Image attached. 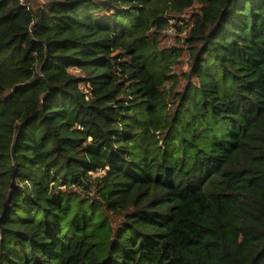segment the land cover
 I'll list each match as a JSON object with an SVG mask.
<instances>
[{"label":"trees","instance_id":"trees-1","mask_svg":"<svg viewBox=\"0 0 264 264\" xmlns=\"http://www.w3.org/2000/svg\"><path fill=\"white\" fill-rule=\"evenodd\" d=\"M0 264H264V0H0Z\"/></svg>","mask_w":264,"mask_h":264},{"label":"rangeland","instance_id":"rangeland-1","mask_svg":"<svg viewBox=\"0 0 264 264\" xmlns=\"http://www.w3.org/2000/svg\"><path fill=\"white\" fill-rule=\"evenodd\" d=\"M182 35L183 33H177V30L174 28L167 30L164 33V45L166 47H168L169 45L179 46L178 43L176 42L177 36L181 38ZM182 70H185V67H182Z\"/></svg>","mask_w":264,"mask_h":264}]
</instances>
